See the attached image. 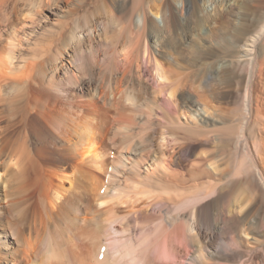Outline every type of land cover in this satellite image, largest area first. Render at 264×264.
Returning a JSON list of instances; mask_svg holds the SVG:
<instances>
[{
  "label": "bare ground",
  "instance_id": "1",
  "mask_svg": "<svg viewBox=\"0 0 264 264\" xmlns=\"http://www.w3.org/2000/svg\"><path fill=\"white\" fill-rule=\"evenodd\" d=\"M0 264H264V0H0Z\"/></svg>",
  "mask_w": 264,
  "mask_h": 264
},
{
  "label": "rangeland",
  "instance_id": "2",
  "mask_svg": "<svg viewBox=\"0 0 264 264\" xmlns=\"http://www.w3.org/2000/svg\"><path fill=\"white\" fill-rule=\"evenodd\" d=\"M47 10H48V11H47ZM56 10H57L56 6H55L54 8L48 6V7H46V9H45V11H46L47 13H49L50 16H52V17H54L53 14L56 12ZM51 11L54 12V13H52ZM80 11H81L80 14H82V12H84V10H83V11L80 10ZM151 14H153V12H152ZM153 16H155V17L157 18V20H159V22L162 23V22H161V17H160V16L155 15V14H153Z\"/></svg>",
  "mask_w": 264,
  "mask_h": 264
}]
</instances>
